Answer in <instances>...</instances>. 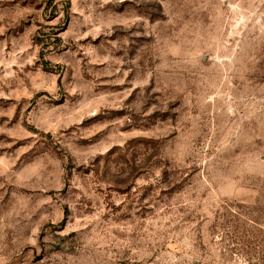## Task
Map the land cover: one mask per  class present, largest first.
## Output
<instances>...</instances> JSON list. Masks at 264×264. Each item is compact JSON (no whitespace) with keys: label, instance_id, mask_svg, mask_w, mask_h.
I'll list each match as a JSON object with an SVG mask.
<instances>
[{"label":"rangeland","instance_id":"374dc122","mask_svg":"<svg viewBox=\"0 0 264 264\" xmlns=\"http://www.w3.org/2000/svg\"><path fill=\"white\" fill-rule=\"evenodd\" d=\"M0 264H264V0H0Z\"/></svg>","mask_w":264,"mask_h":264}]
</instances>
